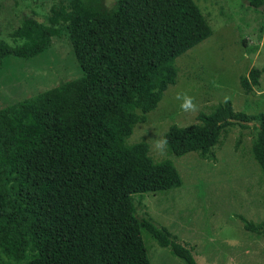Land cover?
<instances>
[{
    "label": "trees",
    "instance_id": "16d2710c",
    "mask_svg": "<svg viewBox=\"0 0 264 264\" xmlns=\"http://www.w3.org/2000/svg\"><path fill=\"white\" fill-rule=\"evenodd\" d=\"M253 7L264 0H247ZM195 0H60L43 20L24 14L0 38V63L33 57L65 33L81 75L0 107V253L2 264H150L140 228L185 264L186 244L150 217L134 193L181 184L170 159L154 160L145 140L129 143L164 90L176 83L175 57L212 33ZM264 73L242 78L247 94ZM197 122L171 124L166 152L213 160L221 136L256 119L252 158L264 172V114L234 110L229 99L199 111ZM241 140V133L235 144ZM264 236V221L238 216Z\"/></svg>",
    "mask_w": 264,
    "mask_h": 264
},
{
    "label": "rangeland",
    "instance_id": "374dc122",
    "mask_svg": "<svg viewBox=\"0 0 264 264\" xmlns=\"http://www.w3.org/2000/svg\"><path fill=\"white\" fill-rule=\"evenodd\" d=\"M60 0H0V38L13 44L9 33L24 14L43 20ZM115 0H102L107 7ZM212 33L175 57L176 83L164 90L156 108L146 113L127 138L145 140L154 160L170 159L181 184L160 191L134 193L139 216L164 226L175 241L186 244L198 264H264V236L244 229L238 216L264 221V172L252 158L250 143L256 119L238 124L221 136L213 160L196 152L161 153L158 139L171 124L197 122L199 111L229 99L234 110L251 116L264 114V73L258 87L245 93L242 78L252 66L264 64V1L258 7L247 0H195ZM81 75L65 33L54 36L41 53L28 58L8 56L0 63V107L32 96ZM178 92L195 98L197 110L184 112ZM241 133L238 145L235 141ZM141 238L150 264H185L161 246L144 227ZM5 258L0 253V264Z\"/></svg>",
    "mask_w": 264,
    "mask_h": 264
},
{
    "label": "clouds",
    "instance_id": "9594fccd",
    "mask_svg": "<svg viewBox=\"0 0 264 264\" xmlns=\"http://www.w3.org/2000/svg\"><path fill=\"white\" fill-rule=\"evenodd\" d=\"M176 99L181 101L180 108L184 112H193L197 110V104L194 102L195 98L187 92H178ZM168 140L166 137L160 138L155 143V148L163 153L167 149Z\"/></svg>",
    "mask_w": 264,
    "mask_h": 264
},
{
    "label": "crops",
    "instance_id": "0c3cea01",
    "mask_svg": "<svg viewBox=\"0 0 264 264\" xmlns=\"http://www.w3.org/2000/svg\"><path fill=\"white\" fill-rule=\"evenodd\" d=\"M250 232V231H249ZM253 233V232H252Z\"/></svg>",
    "mask_w": 264,
    "mask_h": 264
}]
</instances>
